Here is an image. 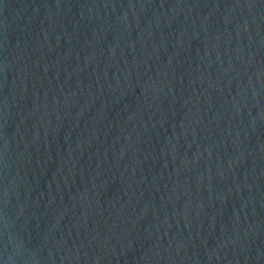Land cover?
Returning <instances> with one entry per match:
<instances>
[{
  "label": "water",
  "instance_id": "water-1",
  "mask_svg": "<svg viewBox=\"0 0 264 264\" xmlns=\"http://www.w3.org/2000/svg\"><path fill=\"white\" fill-rule=\"evenodd\" d=\"M38 0H0V264H19L22 139Z\"/></svg>",
  "mask_w": 264,
  "mask_h": 264
}]
</instances>
